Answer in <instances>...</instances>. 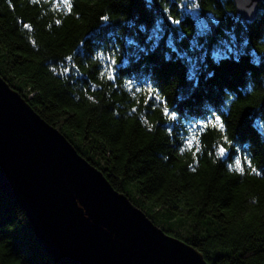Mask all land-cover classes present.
Masks as SVG:
<instances>
[{
  "label": "trees",
  "instance_id": "obj_1",
  "mask_svg": "<svg viewBox=\"0 0 264 264\" xmlns=\"http://www.w3.org/2000/svg\"><path fill=\"white\" fill-rule=\"evenodd\" d=\"M0 76L208 264H264V1L0 0ZM0 264H54L1 189Z\"/></svg>",
  "mask_w": 264,
  "mask_h": 264
},
{
  "label": "water",
  "instance_id": "obj_2",
  "mask_svg": "<svg viewBox=\"0 0 264 264\" xmlns=\"http://www.w3.org/2000/svg\"><path fill=\"white\" fill-rule=\"evenodd\" d=\"M264 0H234L256 18ZM0 189L54 264H208L167 234L0 76Z\"/></svg>",
  "mask_w": 264,
  "mask_h": 264
},
{
  "label": "snow or ice",
  "instance_id": "obj_3",
  "mask_svg": "<svg viewBox=\"0 0 264 264\" xmlns=\"http://www.w3.org/2000/svg\"><path fill=\"white\" fill-rule=\"evenodd\" d=\"M189 143H191V142H189ZM224 150L223 149H221V152H223Z\"/></svg>",
  "mask_w": 264,
  "mask_h": 264
}]
</instances>
